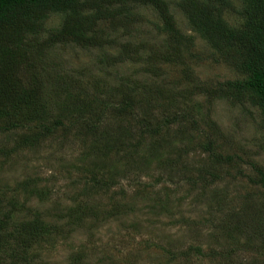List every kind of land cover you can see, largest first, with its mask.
Returning a JSON list of instances; mask_svg holds the SVG:
<instances>
[{
    "label": "trees",
    "instance_id": "1",
    "mask_svg": "<svg viewBox=\"0 0 264 264\" xmlns=\"http://www.w3.org/2000/svg\"><path fill=\"white\" fill-rule=\"evenodd\" d=\"M176 3L188 29L212 49L210 58L232 67L243 79L212 84L198 80L190 65L200 59L193 52L194 37L178 27L166 0H0L1 162L19 151L70 138L81 142V171L88 167V176L79 180L83 186L72 203L59 202L53 209L30 204L34 200L43 205L53 198L52 191L40 185V178L0 186V264H33V247L55 243L65 228L67 232L83 228L88 218L97 220L98 206L91 201L95 193L115 185L104 174L117 169L112 162L120 152H126L123 160L130 161L146 143V155L140 162L132 159L131 169L139 164L144 171L164 154L166 167L175 169L195 149L183 143L186 122L195 123L193 113L185 112L183 100L202 94L207 103L216 99L233 106L248 102L258 109L264 131V0H243L239 26L222 16L225 8L233 9L228 0ZM145 8L153 9L160 19L150 35L144 30L148 20L139 12ZM57 13L62 14L60 25L47 27L49 17ZM60 46L85 50L92 61L89 67L69 68L57 56ZM128 63L141 66L125 74L120 68ZM162 66L179 72L176 82L148 81L163 77ZM159 106L166 108L160 113ZM208 122L209 129L217 128L213 120ZM171 136L179 137L177 142L183 147H176ZM166 147L176 150L168 153ZM198 147L207 153L205 158L212 166L233 159L216 152L213 140ZM251 165L256 176L249 180L264 190V169ZM206 174L199 175L204 186L219 177L210 170V179ZM216 193L213 189L208 200L217 202ZM120 211L115 208L109 216ZM221 227L223 234L258 239V248L264 250V198L244 202ZM190 249L196 256L220 258L222 264H264V258L234 261L233 255L242 247L217 253H205L200 246ZM188 250L171 252V259L188 257ZM81 259V254H73L68 264H81Z\"/></svg>",
    "mask_w": 264,
    "mask_h": 264
},
{
    "label": "rangeland",
    "instance_id": "2",
    "mask_svg": "<svg viewBox=\"0 0 264 264\" xmlns=\"http://www.w3.org/2000/svg\"><path fill=\"white\" fill-rule=\"evenodd\" d=\"M166 1L178 27L194 37L193 52L200 59L190 65L198 80L212 84L243 79L232 67L210 58L212 49L188 29L187 19L177 7L178 0ZM228 1L233 9L225 8L222 16L229 24L239 26L243 21L238 14L243 0ZM139 12L148 20L144 30L150 35L155 31L154 24L160 23V19L153 9L145 8ZM61 20L62 14H52L46 26L57 27ZM56 53L69 68L89 67L92 62L85 50L75 46H60ZM138 66L128 63L120 70L129 74ZM163 68V77H151L148 81L176 82L179 72L171 67ZM107 74L110 76V72ZM244 103L233 106L223 99L207 103L202 94L191 97V100H183V105L194 107L193 110L185 107L186 113H193L192 118L197 125L190 120L186 122L187 140L183 142L188 146L190 143L192 146L189 148H195L194 151L181 158L175 169L166 167L163 161L168 159L164 154L144 171L143 165L135 164L131 169L129 164L132 159L140 162L141 156L146 155V143L139 153H133L130 161L123 160L126 152L117 154L112 162L117 169L112 168L111 174L103 173L109 181L114 180L115 185L106 192L95 193L91 201L98 206L99 218H88L85 227L74 231L67 232L65 228L53 244L33 247V264H68L69 257L77 253L82 256L81 264H222L217 257L196 256L191 249L188 250L193 246H200L205 253L242 247L243 250L233 255L234 261L263 259L264 250L258 248L261 243L258 239L248 237L247 241L244 236L233 232L223 234L221 227L223 220L236 212L244 202L264 198V190L248 178L256 176L251 164L264 169V131L260 127L258 109L249 106L248 102ZM153 107L154 112L158 113L157 106ZM165 108L159 106L160 113ZM207 120H213L217 128L209 129ZM3 137L0 135V140ZM176 138L179 137L171 136L169 140L176 147H183ZM208 139L213 140L216 152L232 155V161L212 166L205 158L207 153L198 147L199 143H205ZM88 140L83 138V141ZM47 143L33 151H19L5 163L1 162L0 157V186L12 185L27 177L40 178V185H46L52 191L53 198L43 205L34 200L30 204L53 209L59 202L63 205L72 203L73 196H77L83 186L81 182L88 176V167L81 171L84 152L80 141L69 138ZM172 150L176 148L166 147L165 152L172 153ZM85 160L87 163L90 161ZM208 170L219 177L212 185L207 183L204 186L199 175L206 171L210 179ZM158 177L161 180L158 181ZM213 189L217 191V202L208 200ZM115 208L121 211L110 217ZM182 250L190 252L188 257L171 259V252L176 254Z\"/></svg>",
    "mask_w": 264,
    "mask_h": 264
}]
</instances>
